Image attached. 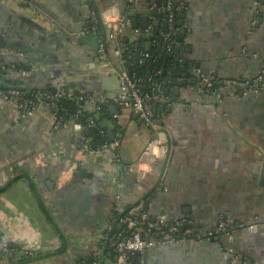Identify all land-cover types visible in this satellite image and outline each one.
<instances>
[{"label": "crops", "instance_id": "obj_1", "mask_svg": "<svg viewBox=\"0 0 264 264\" xmlns=\"http://www.w3.org/2000/svg\"><path fill=\"white\" fill-rule=\"evenodd\" d=\"M177 1L183 4L179 16L186 26L180 68L185 62L198 76L213 78L209 88L216 94L204 100L195 85L180 88L162 71L154 74L144 68V79L151 81L149 94L164 109L159 115L168 152L158 161V176L137 181L131 169L154 136L131 106L120 107L116 122L93 101H79L83 110L99 115L95 120L109 140L120 128L119 164L112 152H100L95 144L92 151H81V143L91 141L89 129L77 120L53 130L51 110L44 106L23 118L13 106L0 105L1 191L11 179L30 180L60 238L59 243L51 233L42 236L7 201L13 217L5 218L0 211V225L23 244L11 247L36 253L0 258V264H79L100 243L110 247L102 250L106 262L113 261L109 253L124 227L117 219L111 221L112 213L144 196L133 214L145 208L151 218H183L193 230L205 231L221 219L254 223L251 232L234 230L211 241L221 242L229 254L226 262L233 254L234 264H264V91L236 98L223 85L227 78L249 76L264 66V1L254 24L255 0ZM149 6L147 0H0V61L12 70L3 78L10 85L22 82L26 90L103 93L111 99L119 92L101 90V80L125 70L119 56L125 43L143 64L147 61L152 43L142 32L157 21L154 10L163 12L161 3ZM91 10L100 16L103 32L88 29ZM126 14L131 26L117 39L109 38L107 23ZM100 35L109 62L97 60ZM243 49L249 55L242 56ZM82 168L86 174L76 175ZM197 259L198 264H216L221 255L208 248Z\"/></svg>", "mask_w": 264, "mask_h": 264}, {"label": "built area", "instance_id": "obj_2", "mask_svg": "<svg viewBox=\"0 0 264 264\" xmlns=\"http://www.w3.org/2000/svg\"><path fill=\"white\" fill-rule=\"evenodd\" d=\"M264 0H255L254 5L256 7L252 14L251 24L256 22L257 8L261 6V2ZM136 3V0H132ZM182 3L177 1L173 3L171 0H166L161 5V10L166 11L165 21L170 29L174 26V15L176 11L181 10ZM157 6L155 3H150L149 9H153ZM104 18V16H103ZM100 21V16L94 11L90 12L89 26L90 31L97 30ZM131 22L127 18L124 20V16H118L113 22L107 23V27L110 28L109 38L117 39L124 31L125 28L130 27ZM186 26L184 24L178 26L176 29L183 31ZM152 25L147 26L142 34L147 36L151 31ZM138 31V29H136ZM99 33V31H97ZM164 38L167 37L164 35ZM105 39L100 35L99 44L97 49V60L100 62H109ZM173 41L169 42L167 48H170ZM247 49H243L242 56L249 55ZM256 54L253 53L252 56ZM11 68H4L0 64V77L9 76ZM119 79L121 81L122 91L116 94L111 99L105 97L103 93L92 92H78L72 93L67 90L52 91H28L18 87H0V105L8 104L13 106L17 114L23 118L32 116L36 110L44 106L51 110L52 113V128L58 130L65 127L69 121L77 120L80 125H84L90 130H95L98 134L105 135L100 128L98 121H96L91 115H86L82 108L76 109L67 119H64L60 115V111L63 110L59 105L60 100L67 96L69 98L74 97L76 101L91 100L95 103L97 110L101 109V106L105 105L108 113L117 122L120 117L119 109L122 106H131L135 112H138L141 119L148 125L154 132L153 138L148 142L145 149L142 151L135 167L131 168L135 170L137 181H142L147 176H158L160 169L158 168L159 159L164 158L168 152V141L165 131L162 129V123L160 121V115L153 110L152 102L153 97L147 92H143L139 86V79L136 75H129L128 72L122 70L119 72ZM201 79L200 84H196L195 87L198 90L200 97L204 100H209L216 94L215 89L210 90L215 83L213 78L198 76ZM190 77L180 78L177 77L176 81L190 80ZM223 85L231 89L232 95L236 98H245L248 95H257L264 91V66H262L256 73L240 77V78H227L223 80ZM240 95H239V94ZM84 121H82L81 120ZM81 120V121H80ZM78 124V125H79ZM120 134L118 129L115 131L113 139L103 141L97 148L100 152H112L115 161H120L118 154ZM91 142L85 141L81 143V151L90 152ZM120 164V162H119ZM118 198V195H116ZM115 219L114 213H112L111 221ZM119 221L123 224L124 234L117 242L114 243L115 249L118 250L117 261L111 264H134L132 259L134 256L138 257L142 252L149 247H159L164 243H188L192 241H211L216 240L223 235H231L234 230H241L251 232L254 229V223H237L233 224L226 219L218 220L209 229L205 231L193 230L185 226L186 220L183 218H169L166 214H161L155 218H151L148 213L141 209L132 216H122ZM108 228V227H107ZM106 232V231H104ZM106 233L100 235V238H106ZM1 244V243H0ZM0 249V258L13 259L20 255L33 256L36 251L33 249H15L8 244H2ZM105 244L100 245L94 250L91 255V260L82 261L79 264H100L102 257H104L102 250ZM236 257L232 254L226 264H234ZM141 264V263H136Z\"/></svg>", "mask_w": 264, "mask_h": 264}, {"label": "water", "instance_id": "obj_3", "mask_svg": "<svg viewBox=\"0 0 264 264\" xmlns=\"http://www.w3.org/2000/svg\"><path fill=\"white\" fill-rule=\"evenodd\" d=\"M29 1V0H26ZM164 4V2L159 1L158 5ZM166 13V11H163ZM154 14L158 15L157 10H154ZM128 14L125 15L124 20H126L128 17ZM181 18V17H180ZM143 20H147V16H144ZM181 20L178 21L179 24ZM133 24L135 23V20H132ZM146 23V22H145ZM165 24L167 25V22L165 21ZM146 26V24H144ZM97 46L93 47V50H96ZM2 62L0 61V64ZM197 65V64H196ZM179 66V59H176L174 61V67L172 68L171 73L175 74L177 72V68ZM191 67V66H189ZM187 66H183L182 70H185ZM162 72L166 74L169 77V74L166 73V70L163 69ZM22 77V76H20ZM19 77V79H20ZM113 82V86H110L109 82ZM10 81H8L5 78L0 77V83L7 84V86L11 87H18L23 88L25 87V84L22 82H16L12 85L8 84ZM100 89L103 91L112 90L116 93L121 91V81L117 75H114L112 77L104 75L101 80V86ZM134 116L138 119L140 117L138 112H135ZM99 120V115L97 114L95 116ZM87 130V128H85ZM110 138L113 139L112 134H110ZM86 170L82 168L80 171H76V175L81 176L82 173H85ZM86 174V173H85ZM30 180H27L26 178H18V179H11L6 183V189L1 191L0 189V211L5 213V218H12L13 214L11 211V208L9 204L6 202H10L15 208L20 210L23 213L24 218L27 220L29 224L34 226L37 230L41 231L42 236H47L49 233V237L52 239H56L60 243V238L58 237V233L56 232V229L54 228V222L51 220V216L49 213L43 212L41 206L42 204V198L37 190L30 187V184L28 182ZM36 182V179L34 180ZM4 218V219H5ZM120 218H117L119 220ZM57 234V235H56ZM0 247L2 244H8L9 246L13 247H21L23 244L19 241L14 240L11 237V234L8 231V228H5L4 226L0 225ZM62 245V244H61ZM215 249L219 255H221V260L217 262L216 264H225L227 258L229 257V254L224 253L222 251V244L220 241H210L208 243L204 241L196 242H188V243H164L159 247H149L147 250L142 252L139 256V259H137L136 256L133 257L132 262L134 264L140 263L141 264H198L196 261H198L197 256L199 252H203L204 249ZM188 252V254H186ZM111 254H114L113 261L110 260V262H106V259L102 257L100 264H111L115 261H117L118 256V250L115 249L109 253V256ZM218 258L214 256L213 260L216 261ZM199 262V261H198Z\"/></svg>", "mask_w": 264, "mask_h": 264}, {"label": "trees", "instance_id": "obj_4", "mask_svg": "<svg viewBox=\"0 0 264 264\" xmlns=\"http://www.w3.org/2000/svg\"><path fill=\"white\" fill-rule=\"evenodd\" d=\"M148 3H155L158 4V0H147ZM166 0H161V2H165ZM173 3L177 2V0H171ZM180 10L175 12L174 15V26L172 29L168 27V25L165 24V13L161 12L158 15H155L154 18L157 19L155 22H151L152 28L150 33L147 35L148 39L151 40L152 47L148 51V58L145 64H143L142 60L140 59V55L135 52L132 53V50L129 49L130 44L128 42L125 43V47L123 48L122 52L119 54L120 59L123 61V66L126 72L131 75H136L137 78H139V86L140 89L143 92H150L151 88V81H147L144 79L143 76V70L144 68H147L150 70V73L157 74L158 71H162L165 69L169 72V76L174 79L175 83L178 85V87L183 88L187 87L188 85H196L201 83V79H198V77L191 71V69L186 68L185 70H182L183 66H187L185 62H183V66L180 68V63L177 68V72L175 74L171 73L174 61L176 59H179L181 62L184 61L182 51L184 50V39L186 36V30L179 31L176 29L181 24L178 23L180 20ZM153 19V18H152ZM98 30L100 32H103V28L99 25ZM164 35L167 37L164 38ZM173 41L170 48H167V45L169 42ZM108 55V54H107ZM109 57V55H108ZM187 78L190 77V80H182V81H176V78ZM141 79V80H140ZM7 84L0 83V87H6ZM51 90V89H50ZM28 91H36V90H28ZM42 91V90H38ZM59 105L62 107L63 110L60 111V115L64 117V119H67L71 114H73L76 109L82 108V105L79 101H76L74 97L69 98L67 96L63 97ZM153 110L158 115L163 114V107L160 105V102L154 101L152 102ZM161 106V107H160ZM86 115H91L94 119L95 117L92 114H89L86 110ZM99 112L102 113H108L107 108L105 105L101 106V109ZM82 120V118H81ZM80 120V121H81ZM83 121V120H82ZM84 122V121H83ZM119 134H120V128H118ZM103 132V130H102ZM104 133V132H103ZM87 137L90 139L92 144H95L97 147L105 140H109V136L105 133V135L98 134L95 130H88ZM145 196L142 197L140 200H138L135 204L124 207L121 211L116 209L114 212L115 219L120 218L122 216H132V210H134V206H138L141 203L144 202ZM145 209V208H143ZM105 250L107 248L110 249L109 246L105 244ZM138 259V257H137ZM89 261L91 258L88 259Z\"/></svg>", "mask_w": 264, "mask_h": 264}, {"label": "flooded vegetation", "instance_id": "obj_5", "mask_svg": "<svg viewBox=\"0 0 264 264\" xmlns=\"http://www.w3.org/2000/svg\"><path fill=\"white\" fill-rule=\"evenodd\" d=\"M1 189V188H0Z\"/></svg>", "mask_w": 264, "mask_h": 264}]
</instances>
